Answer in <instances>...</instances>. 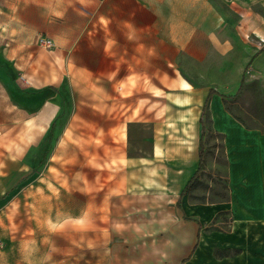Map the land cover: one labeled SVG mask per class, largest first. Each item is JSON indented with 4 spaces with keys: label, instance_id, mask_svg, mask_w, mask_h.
Masks as SVG:
<instances>
[{
    "label": "crops",
    "instance_id": "0c3cea01",
    "mask_svg": "<svg viewBox=\"0 0 264 264\" xmlns=\"http://www.w3.org/2000/svg\"><path fill=\"white\" fill-rule=\"evenodd\" d=\"M255 5L264 11V0H0V83L17 77L28 88L13 93L39 123L57 112L53 85L92 93L82 105L91 119L77 118L105 141L92 147L102 149L110 188L164 204L168 264H264V128L223 96L264 81V13ZM42 33L53 47L38 42ZM202 117L199 178L220 174L224 198L182 194L200 167ZM213 134L225 162L205 166Z\"/></svg>",
    "mask_w": 264,
    "mask_h": 264
},
{
    "label": "rangeland",
    "instance_id": "374dc122",
    "mask_svg": "<svg viewBox=\"0 0 264 264\" xmlns=\"http://www.w3.org/2000/svg\"><path fill=\"white\" fill-rule=\"evenodd\" d=\"M17 79L0 83V264H168L162 248L171 239V219L161 213L164 204L131 188H110L99 165L102 149L92 147L93 124L77 118L91 119L92 108L82 105L92 93L53 85L57 112L53 122L39 123L16 101L13 92L28 89ZM227 104L247 124L264 128L263 80L246 82ZM208 143L205 166L223 165L221 137L213 134ZM209 171L202 178L214 182L211 190L200 185L187 194L227 196L222 176Z\"/></svg>",
    "mask_w": 264,
    "mask_h": 264
},
{
    "label": "trees",
    "instance_id": "16d2710c",
    "mask_svg": "<svg viewBox=\"0 0 264 264\" xmlns=\"http://www.w3.org/2000/svg\"><path fill=\"white\" fill-rule=\"evenodd\" d=\"M244 83H245V81H242V86ZM210 95H211V93H210ZM223 96H224V98H226V102H227L228 97L235 98L237 95L234 94V95H223ZM209 97L207 98L206 103L204 105V112H203L204 114L206 112ZM228 108L231 110V108L229 106H228ZM206 130L207 129H205V123H204V120L202 117V137H201V144L202 145L200 147V156H201L200 167H199V170L196 172V174L189 180V182L185 186L182 194L187 193L188 190H191L192 188H195V187L200 186V185L206 186L207 188L209 187V184L206 181L199 178V172L204 168V156H205V145H206V144H204V135H205ZM179 203H180V201L178 202V204ZM221 213H226V212L222 211ZM180 264H183V263H180Z\"/></svg>",
    "mask_w": 264,
    "mask_h": 264
},
{
    "label": "built area",
    "instance_id": "2783aa9c",
    "mask_svg": "<svg viewBox=\"0 0 264 264\" xmlns=\"http://www.w3.org/2000/svg\"><path fill=\"white\" fill-rule=\"evenodd\" d=\"M38 42L42 46H46L48 48H51V47H53L55 45L53 39L51 37L43 34V33L39 35Z\"/></svg>",
    "mask_w": 264,
    "mask_h": 264
},
{
    "label": "bare ground",
    "instance_id": "6f19581e",
    "mask_svg": "<svg viewBox=\"0 0 264 264\" xmlns=\"http://www.w3.org/2000/svg\"><path fill=\"white\" fill-rule=\"evenodd\" d=\"M257 34H258L260 37L264 38V33H263V32L257 31Z\"/></svg>",
    "mask_w": 264,
    "mask_h": 264
}]
</instances>
